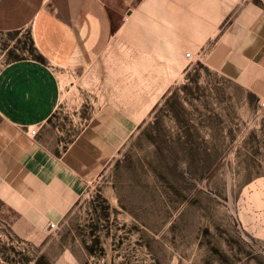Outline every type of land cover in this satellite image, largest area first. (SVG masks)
Here are the masks:
<instances>
[{"label": "rangeland", "instance_id": "obj_1", "mask_svg": "<svg viewBox=\"0 0 264 264\" xmlns=\"http://www.w3.org/2000/svg\"><path fill=\"white\" fill-rule=\"evenodd\" d=\"M174 5L167 11L177 21L186 8ZM163 10L152 15L158 40L167 28ZM134 11L126 15L127 42H112L104 72L62 80L80 82L95 108L109 102L112 143L119 142L53 232L35 230L12 206L1 181L12 154L0 117V264H264L261 99L199 54L176 57L174 65L148 56L135 37L155 36L157 19L146 14L135 25ZM31 40L29 30L0 32V71L32 59ZM81 106L92 107L89 100ZM63 118L52 127L72 131Z\"/></svg>", "mask_w": 264, "mask_h": 264}, {"label": "crops", "instance_id": "obj_2", "mask_svg": "<svg viewBox=\"0 0 264 264\" xmlns=\"http://www.w3.org/2000/svg\"><path fill=\"white\" fill-rule=\"evenodd\" d=\"M174 4L186 8L177 21L167 11ZM132 7L135 25L146 14L157 19L151 23L154 38L135 37L148 56L174 65L176 57L199 54L205 65L264 99V1L0 0V32L29 30L36 54L45 60L14 61L0 71V117L4 132L9 129L5 152L12 154L1 181L13 193L16 213L37 231L73 209L118 146L111 139L109 102L98 100L95 108L80 82L65 86L62 80L104 72L112 42L117 36L127 42ZM160 9L167 11V28L158 40L159 18L152 15ZM88 100L92 107L82 108ZM72 103L76 108L69 110ZM58 115L72 122V131L52 127Z\"/></svg>", "mask_w": 264, "mask_h": 264}, {"label": "trees", "instance_id": "obj_3", "mask_svg": "<svg viewBox=\"0 0 264 264\" xmlns=\"http://www.w3.org/2000/svg\"><path fill=\"white\" fill-rule=\"evenodd\" d=\"M30 53L32 55V59L35 60V61H38V62H41V63H44L45 60L42 56H39L36 54V50L34 48V43L33 41L31 40V46H30ZM22 59H18V60H15V61H20ZM150 142H152V140H150ZM121 164V161H119L117 164H116V168H118ZM36 264H43V260L39 259Z\"/></svg>", "mask_w": 264, "mask_h": 264}, {"label": "built area", "instance_id": "obj_4", "mask_svg": "<svg viewBox=\"0 0 264 264\" xmlns=\"http://www.w3.org/2000/svg\"><path fill=\"white\" fill-rule=\"evenodd\" d=\"M260 102H261L262 105H264V99H261ZM30 134H31L32 136H35V135H36V131L34 130V131L30 132ZM56 229H57V225H56L55 223L51 222V223L49 224V226H48V230H49L50 232H53V231H55Z\"/></svg>", "mask_w": 264, "mask_h": 264}]
</instances>
